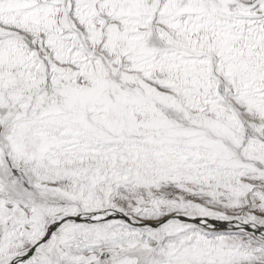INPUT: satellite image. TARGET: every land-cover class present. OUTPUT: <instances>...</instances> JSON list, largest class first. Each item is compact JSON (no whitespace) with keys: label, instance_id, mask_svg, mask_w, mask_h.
Here are the masks:
<instances>
[{"label":"snow or ice","instance_id":"obj_1","mask_svg":"<svg viewBox=\"0 0 264 264\" xmlns=\"http://www.w3.org/2000/svg\"><path fill=\"white\" fill-rule=\"evenodd\" d=\"M0 264H264V0H0Z\"/></svg>","mask_w":264,"mask_h":264}]
</instances>
